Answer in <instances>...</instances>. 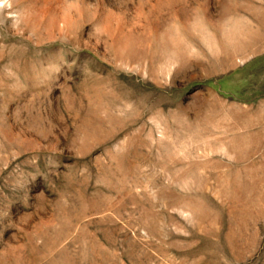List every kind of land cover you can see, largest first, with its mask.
Wrapping results in <instances>:
<instances>
[{
    "label": "rangeland",
    "instance_id": "1",
    "mask_svg": "<svg viewBox=\"0 0 264 264\" xmlns=\"http://www.w3.org/2000/svg\"><path fill=\"white\" fill-rule=\"evenodd\" d=\"M0 264H264V0H0Z\"/></svg>",
    "mask_w": 264,
    "mask_h": 264
}]
</instances>
